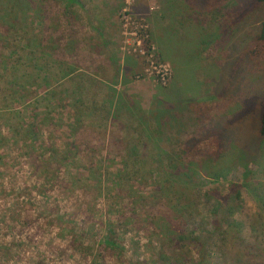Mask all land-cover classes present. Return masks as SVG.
I'll list each match as a JSON object with an SVG mask.
<instances>
[{
	"label": "rangeland",
	"instance_id": "374dc122",
	"mask_svg": "<svg viewBox=\"0 0 264 264\" xmlns=\"http://www.w3.org/2000/svg\"><path fill=\"white\" fill-rule=\"evenodd\" d=\"M78 1L0 26V264H264V7L127 0L123 31V0ZM162 87L182 103L156 128Z\"/></svg>",
	"mask_w": 264,
	"mask_h": 264
},
{
	"label": "trees",
	"instance_id": "16d2710c",
	"mask_svg": "<svg viewBox=\"0 0 264 264\" xmlns=\"http://www.w3.org/2000/svg\"><path fill=\"white\" fill-rule=\"evenodd\" d=\"M62 1H65V0H62ZM69 1V3H72V4H75V5H80L79 4V1L78 0H67ZM254 2L262 7H264V0H254ZM22 4H26V7H23ZM36 6L35 4V0H0V26H4V25H14L13 23H11V19L17 15L18 13H23V10H31L33 11L34 7ZM264 9V8H263ZM4 39V34H2V32H0V39ZM255 39L260 41V42H264V17L263 19H261L257 25V28H256V36H255ZM4 62V58L3 56L0 54V64H3ZM3 69V68H2ZM36 71V68L34 69ZM62 70V69H61ZM68 74L70 73H64L62 77H67ZM46 79V78H44ZM166 92V89H164V87L160 88L157 92V95H155L153 97V102L150 104V110L147 111L146 113H148L149 115H152V119H153V125L158 128L160 127V124H162L161 122V119L164 118L167 119L169 117H171V113L173 112V110L176 109L177 107V103H178V106L179 104H181L182 102H180L178 99L177 100H173L171 101L169 98H166L165 95L167 93ZM117 99H115L116 101H108V112H109V115L112 116L113 113L116 111L117 108H119L121 106L120 104V101H121V96L119 98V96L117 97ZM170 100L171 102H168L167 101ZM113 102V104H112ZM176 103V107L173 105ZM255 102V101H254ZM250 103V101H248V104ZM129 104H132V103H129ZM257 109H258V113L255 114L256 115V121H257V135H258V138H262L264 137V97L260 100H257ZM125 106H127V104H125ZM130 110H134L133 108H131ZM153 111L155 112L154 115H153ZM140 115H142V111H139ZM155 119V121H154ZM74 121L77 122V119L74 118ZM220 134H221V137L222 139H224L225 137L228 136V129H224L222 131H220ZM257 143L254 145L253 149L257 150L256 148ZM192 164V163H190ZM218 170V169H217ZM188 172L191 174V175H188L187 177H185V174L184 175H181L180 172L177 173V175L175 176V180L174 181L175 183L171 185H169L170 188H175L176 189V192L178 194V191L179 190H182L180 187H177L178 186V183L180 182H184L185 184H190L192 183V177L193 175L195 174L194 171H190L188 170ZM220 171L218 172H214V174L212 173V176L210 173L207 174V176H211L214 180H217L218 178H222L224 177V173H219ZM162 175H168V172L167 171H164V168H162ZM244 178L246 177V172L244 173ZM184 177V179H183ZM183 179V180H182ZM182 182V183H183ZM163 184V185H162ZM161 184V189L164 193V182ZM245 182H243L240 186H242L243 188H246L247 191H249L247 189V187L244 186ZM232 187H234L235 189H238L239 188V185L238 184H232L231 185ZM179 189V190H178ZM178 190V191H177ZM183 191V190H182ZM180 195V194H179ZM181 196V195H180ZM179 196V197H180ZM238 193L236 192L235 193V200H238ZM260 197H258L257 199V195L255 194V198H254V202H258L259 203V200ZM264 202V201H263ZM263 202H260V203H263ZM184 208H186V205L181 207V210H183ZM170 210H171V213L174 217L176 216H182L180 214L181 210L175 206H170ZM167 224V223H166ZM164 224L166 226V229H164V225H162V227L158 226V228H160V231L164 230V236L165 238H167V241L169 243L172 244V238H171V235L174 233L172 231H169V227ZM167 233V235H165ZM180 233H177L176 235H179ZM167 236V237H166ZM169 238V239H168ZM104 245L108 248H114L115 247V242L112 240V234H108L104 237ZM178 240V239H177ZM200 262H203V259L200 258L198 259V263ZM168 262H164V264H167Z\"/></svg>",
	"mask_w": 264,
	"mask_h": 264
},
{
	"label": "built area",
	"instance_id": "2783aa9c",
	"mask_svg": "<svg viewBox=\"0 0 264 264\" xmlns=\"http://www.w3.org/2000/svg\"><path fill=\"white\" fill-rule=\"evenodd\" d=\"M124 6L120 11L118 12L119 20H120V28L125 31L127 24L130 22L129 13L127 11V0H123ZM124 35V33H123ZM169 79V73L167 69L164 67V71H161L157 74V80L159 81V84L164 85L165 82Z\"/></svg>",
	"mask_w": 264,
	"mask_h": 264
},
{
	"label": "crops",
	"instance_id": "0c3cea01",
	"mask_svg": "<svg viewBox=\"0 0 264 264\" xmlns=\"http://www.w3.org/2000/svg\"><path fill=\"white\" fill-rule=\"evenodd\" d=\"M109 2H110V0H109ZM101 7H104V9H106L107 10V12L105 13V15H107L108 17H109V20H106V19H104L105 21H109V22H111V16L113 15V13H114V8H115V6H110V5H107L106 3H103L102 5H101ZM110 14H112V15H110ZM96 22L97 23H102L101 21H100V17H99V15H97V17H96ZM112 23V22H111ZM112 24H114V23H112Z\"/></svg>",
	"mask_w": 264,
	"mask_h": 264
}]
</instances>
